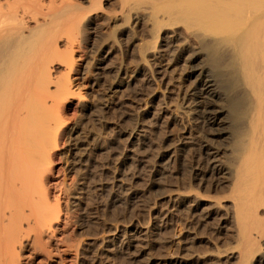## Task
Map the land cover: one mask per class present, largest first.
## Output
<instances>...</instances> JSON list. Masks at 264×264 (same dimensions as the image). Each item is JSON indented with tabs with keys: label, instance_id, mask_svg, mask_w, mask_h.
<instances>
[{
	"label": "rangeland",
	"instance_id": "1",
	"mask_svg": "<svg viewBox=\"0 0 264 264\" xmlns=\"http://www.w3.org/2000/svg\"><path fill=\"white\" fill-rule=\"evenodd\" d=\"M71 1L87 8L71 28L73 66L56 61L48 82L52 90L54 79L68 74L73 92L59 109L63 130L48 173L64 192L66 225L77 241L69 264H264L256 261L264 246L257 228L252 235L262 250L239 261L233 193L227 184H207L203 150L225 140L210 134L201 113L190 109L177 118L172 110L194 108L196 69L214 75L200 40L206 32L179 17L159 28L169 15L161 0H154L161 8L153 0H100L98 9L91 0ZM65 40L58 39L61 50ZM203 174L202 182L195 179ZM191 186L186 198L168 202L166 193ZM133 225L146 234L131 245L127 229Z\"/></svg>",
	"mask_w": 264,
	"mask_h": 264
},
{
	"label": "bare ground",
	"instance_id": "2",
	"mask_svg": "<svg viewBox=\"0 0 264 264\" xmlns=\"http://www.w3.org/2000/svg\"><path fill=\"white\" fill-rule=\"evenodd\" d=\"M161 3L155 5L163 6L169 15L165 14L161 25L157 21L159 28L179 17L206 32L200 40L214 75L204 67L196 69L191 85L197 94L194 108L172 110L177 118L190 109L201 113L210 134L225 140L221 147L213 141L206 143L203 150L206 174L211 177L207 184L214 189L229 185L240 246L237 260L248 261V255L263 249L256 256L258 263L264 259V246L260 248L252 232L257 228L261 230L257 236L264 235V218L257 214L261 201L264 207V0ZM92 5L98 9L100 0H91ZM85 8L71 0H0V264H69L76 260L77 252L71 250L77 248V241L66 225L64 192L48 176L54 170L51 149L62 123L59 109L71 92V83L68 74L54 79L52 90L48 82L53 80L49 74L53 63L64 60L71 66V28L85 15L81 12ZM223 32H230L226 33L229 37L221 36ZM61 36L66 39L64 50L57 44ZM195 179L202 182L204 174ZM194 190L191 186L187 191L164 194L174 204ZM145 229L129 227L128 242L132 245L144 236ZM28 247L30 254L25 253Z\"/></svg>",
	"mask_w": 264,
	"mask_h": 264
}]
</instances>
